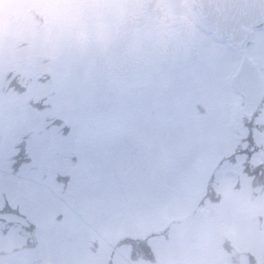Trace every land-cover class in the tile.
Listing matches in <instances>:
<instances>
[{"label":"rangeland","instance_id":"374dc122","mask_svg":"<svg viewBox=\"0 0 264 264\" xmlns=\"http://www.w3.org/2000/svg\"><path fill=\"white\" fill-rule=\"evenodd\" d=\"M96 1L0 0V210L7 199L28 216H7L21 223L9 229L0 217V264H247L237 249L264 264V202L252 206L247 180L236 191L225 164L204 188L214 161L231 152L229 124L241 119V101L214 85L215 100L201 101L208 117L190 119L193 101L130 100L142 95L131 87L145 58L130 53V35L125 47L126 37L103 26L112 11L102 17ZM259 46L264 58V36ZM164 88L167 97L184 91ZM224 107L237 118L220 116ZM201 109H193L199 118ZM261 113L250 124L259 146L253 165H264ZM19 154L28 163L13 172ZM120 238L130 240L118 248Z\"/></svg>","mask_w":264,"mask_h":264},{"label":"flooded vegetation","instance_id":"af4514ba","mask_svg":"<svg viewBox=\"0 0 264 264\" xmlns=\"http://www.w3.org/2000/svg\"><path fill=\"white\" fill-rule=\"evenodd\" d=\"M96 2L100 4L102 17L105 10L112 11L104 15L103 26H106L113 35L115 34L116 38L126 37L123 39L125 47L130 35L129 40L133 41L135 46L130 53H135L138 59L141 55L145 58L144 63L151 60L148 65L146 63L143 65L139 85L135 84L131 87L137 92L142 86V95L131 97L130 100L193 101L189 104L190 119L208 117V108L201 101L215 100L211 97L213 88L214 90L216 88L214 85H219L221 89L227 91L229 97L239 99L237 101H257L258 99L264 101V58L261 56L259 46V41L264 36V22L253 26L244 24L237 31L233 28L225 37H218L217 28L203 19L196 0H97ZM124 27L128 29L123 34ZM157 32L163 33L162 37H156ZM213 58L224 63L216 67L212 64ZM245 59L251 60L256 67V74L251 69L241 70ZM154 62L160 63L164 71L161 72L160 69L153 67ZM202 63L212 66V71L202 70ZM146 73L154 75L146 77ZM250 81L255 83L256 87L250 88L247 84ZM164 86L174 92H176L174 88L184 89V91L180 97L169 91L167 97ZM143 92L147 94L144 95ZM219 98H221L220 101H228L227 97L219 95ZM196 105L202 107L203 116L200 118L193 112ZM223 109H226L225 112L219 110L223 118L228 115L232 116L228 118L229 121L237 118L233 116L231 107ZM261 114L260 112L254 117ZM240 116L241 119L229 124L231 154L237 141L235 132L240 135L239 142L243 139L244 147H249L250 124L253 118L250 113L244 115L240 113ZM256 122L259 123L257 120ZM257 125L264 127V123ZM198 126L201 128L202 125ZM234 129L237 131L234 132ZM214 163L208 172L207 179L211 174L216 180L215 177L219 171L218 158ZM227 168L234 174L233 164H227ZM134 169H137V165ZM201 196H199L200 201ZM198 211V209L195 210V215ZM205 211L208 213L207 216L213 215L208 209ZM220 236L219 232L218 237Z\"/></svg>","mask_w":264,"mask_h":264},{"label":"trees","instance_id":"16d2710c","mask_svg":"<svg viewBox=\"0 0 264 264\" xmlns=\"http://www.w3.org/2000/svg\"><path fill=\"white\" fill-rule=\"evenodd\" d=\"M58 122H61V120L56 119ZM50 121V120H49ZM55 121V122H57ZM54 123V122H53ZM52 125H50L51 127ZM261 129L264 130V127H260ZM250 137H249V147L245 148L244 147V142L243 139L239 142L235 144L234 150H233V154H231L228 158L229 161H232L234 163V166L237 170L240 171L239 173V181L237 182V186L239 188V186L241 185V180L244 178L242 176H245L249 179V187H250V192H251V202H252V206L256 205V201H263L264 202V179H263V175L260 173L261 170H263V165H253V158L256 157L259 154V146L255 141L254 138V134H253V128L250 127ZM18 146V145H17ZM227 157V156H226ZM20 159L21 162L17 163L16 161ZM15 161L12 162L11 164V168H13V172H17L18 168L23 164V155L21 156V154H19L18 156L15 157L14 159ZM223 160H226V158H224ZM261 169V170H260ZM58 181L59 182H63V184L67 185V179L66 178H62V176L58 177ZM209 188L212 189L211 183L209 182L206 190H209ZM210 192L208 193L206 191V198H209L210 196ZM5 210H0V217L1 220L4 221V225L9 229V228H15L18 224H21L20 222H18L17 224L14 222H10L7 221V216H13V217H17L21 220L23 219H27V215L21 213L18 209H14L13 207H11L9 200H5ZM259 220H261L264 223V218L261 217L259 218ZM16 222V221H15ZM33 227V224L30 223ZM21 227L23 228V226L21 225ZM24 229V228H23ZM0 231L3 233L6 230H3L2 227H0ZM160 233H162L161 231L159 233H152L151 237H157ZM20 235H22V237H24L23 233L19 232ZM143 239V237H136L133 238L131 242H133V246L136 247V243L137 242H141ZM128 240H130L129 238H120V240L117 243V246H121L124 245L126 243H128ZM145 240V239H144ZM226 243V242H224ZM227 245H229L228 243H226ZM230 246V245H229ZM236 246V245H235ZM232 246H230L232 249H236ZM133 250H135V248H133ZM236 251V250H235ZM113 252V251H112ZM110 255H114L112 253H110ZM250 263L249 264H255L253 262L252 259H254L253 255H250Z\"/></svg>","mask_w":264,"mask_h":264},{"label":"water","instance_id":"95a60500","mask_svg":"<svg viewBox=\"0 0 264 264\" xmlns=\"http://www.w3.org/2000/svg\"><path fill=\"white\" fill-rule=\"evenodd\" d=\"M203 19L217 28V36L225 37L228 31H237L242 25L253 26L264 20V0H196ZM251 69L256 74V67L251 60L245 59L241 70ZM244 101V113L255 112L261 103ZM264 159V156H263Z\"/></svg>","mask_w":264,"mask_h":264},{"label":"bare ground","instance_id":"6f19581e","mask_svg":"<svg viewBox=\"0 0 264 264\" xmlns=\"http://www.w3.org/2000/svg\"><path fill=\"white\" fill-rule=\"evenodd\" d=\"M247 84H248V86H249L250 88L256 87V86H255V83H253V82H251V81L248 82Z\"/></svg>","mask_w":264,"mask_h":264}]
</instances>
